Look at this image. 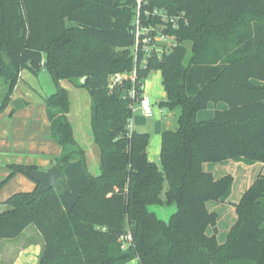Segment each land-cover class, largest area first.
<instances>
[{
	"label": "trees",
	"instance_id": "1",
	"mask_svg": "<svg viewBox=\"0 0 264 264\" xmlns=\"http://www.w3.org/2000/svg\"><path fill=\"white\" fill-rule=\"evenodd\" d=\"M154 10L181 16L177 29L163 30L174 44L135 57L136 0H0V78L7 88L0 111L21 70L37 76L44 68L55 87L44 103L50 139L62 151L54 163L61 189L36 200L37 188L13 194L0 213V240L30 225L42 235L38 264H264V173L234 205L236 221L220 244L217 213L206 203L220 201L233 178L215 179L203 169L234 158L264 165V0H147L139 9L143 26L162 25L150 16ZM157 70L165 91L158 106L178 115L176 127L161 135L158 164L147 159L150 135L128 130L131 92ZM119 73L127 77L114 83ZM60 81L90 97L97 176L74 139ZM219 103L226 109L197 119ZM8 167L0 188L16 173L38 170ZM153 205L176 212L165 222L149 211ZM128 233L131 243L123 241Z\"/></svg>",
	"mask_w": 264,
	"mask_h": 264
},
{
	"label": "crops",
	"instance_id": "2",
	"mask_svg": "<svg viewBox=\"0 0 264 264\" xmlns=\"http://www.w3.org/2000/svg\"><path fill=\"white\" fill-rule=\"evenodd\" d=\"M59 84L68 93L70 107L66 118L71 123L74 139L85 152L89 173L97 176L99 174V150L93 143L90 97L86 90L76 88L70 82L60 81ZM143 84V93L154 102V114L152 118L147 119L141 115L136 105L131 116L132 130L146 132L150 135L147 159L158 164L161 135L163 131L170 129L172 112L161 110L158 106V103L165 98L160 71L153 72ZM47 96L36 76L30 71L21 70L9 97L8 105L0 113V183L10 174L8 167L10 164L34 166L38 168V171H45L54 166L55 160L60 157L61 148L50 139L49 135L50 124L44 103V98ZM17 100L23 104L19 110H16L13 104ZM215 109L225 110L226 105L219 103L211 106L209 104L205 111L198 112L197 119L212 118ZM22 112H24L23 116L16 117ZM200 113L204 115L200 116ZM203 169L215 179L226 175L233 178L232 185L220 201L206 203V209L217 213L218 216L216 241L224 244L237 218L234 205L240 201L256 176L264 173V165L246 161L243 158H234L215 164L205 163ZM12 177L16 181L13 187L7 186L1 189L3 196L0 198V213L6 210L4 203L8 197L16 193L33 192L37 188V183L27 175L16 173ZM148 209L155 211L157 217L165 222L176 212L173 205L168 207L153 205ZM206 234L212 235L213 229L208 227ZM42 245L43 238L39 231L32 229L31 225L27 226L18 237L0 240V264H38ZM127 264H138V261L133 260Z\"/></svg>",
	"mask_w": 264,
	"mask_h": 264
},
{
	"label": "built area",
	"instance_id": "3",
	"mask_svg": "<svg viewBox=\"0 0 264 264\" xmlns=\"http://www.w3.org/2000/svg\"><path fill=\"white\" fill-rule=\"evenodd\" d=\"M146 2L147 0H136L138 11L134 19L135 22H134V30H133V35L135 37L133 52L135 53V57L137 56L139 51L142 52L143 55L148 56L150 53H152V51H155V52L159 51L158 45H163V46L173 45L174 38L164 34L163 30L167 25H170L171 28L173 29H177L179 26V20H180L179 18L181 17V16L169 17L166 15L165 12L154 10L150 16L158 17L161 20L162 25L157 26L156 28L152 26H147V27L143 26L142 21L140 20L139 9L142 5H145ZM147 16L148 14L146 15V17ZM183 22L186 24L185 19H183ZM134 76H135V73H133L130 76V79H133ZM125 77L127 76L119 73L115 75L112 78V80L114 83H117ZM131 97L134 98V101H135L134 106L132 108V112L134 111V108L137 105L142 116H144L147 119H150L151 117H153L154 102L150 99V97H148L147 95L143 93V85H141L139 93H136L135 90L133 89V91L131 92ZM128 130L129 131L132 130L131 120L128 125ZM131 240L132 238H131L130 233H128L123 238V241H125L126 243H131Z\"/></svg>",
	"mask_w": 264,
	"mask_h": 264
},
{
	"label": "water",
	"instance_id": "4",
	"mask_svg": "<svg viewBox=\"0 0 264 264\" xmlns=\"http://www.w3.org/2000/svg\"><path fill=\"white\" fill-rule=\"evenodd\" d=\"M13 104L16 110H19L20 106L22 107L23 105L22 102L19 100L15 101ZM26 175L30 179H32L34 182L39 184L32 198L34 200L38 199L41 193H44L48 190H51V189L60 190L61 189L59 183H57V180L63 178V173L56 166H51V168L45 171L27 170Z\"/></svg>",
	"mask_w": 264,
	"mask_h": 264
},
{
	"label": "rangeland",
	"instance_id": "5",
	"mask_svg": "<svg viewBox=\"0 0 264 264\" xmlns=\"http://www.w3.org/2000/svg\"><path fill=\"white\" fill-rule=\"evenodd\" d=\"M186 46L188 47V44H186ZM152 75V74H151ZM36 78H37V80L40 82V84H41V87H43V89L45 90V92L47 93V95L49 96V95H51L52 93H53V91L55 90V87H54V83H53V81H52V78H51V76H50V74L47 72V71H45V69L44 68H41L40 69V71L38 72V74H37V76H36ZM149 79V78H148ZM146 81V80H145ZM144 81V82H145ZM6 84H4V82H3V79H1L0 78V100L3 98V96H4V94H5V91H6ZM0 106H1V104H0ZM211 106H213V104H211ZM203 111H205V110H203ZM0 113H2V111H0ZM24 112H22V113H19L18 115H16V117L18 116V117H20V116H23L24 114H23ZM204 115V113H200V116H203ZM171 120H170V124H171V126L169 127L170 129H174L175 127H176V122H177V113L176 112H172V114H171ZM213 117V116H212ZM152 118V117H151ZM201 119V118H200ZM206 119H210V118H202L201 120H206ZM22 175H26L25 173H22ZM16 181H15V179H14V177H10L9 179H8V181L0 188V198L3 196V195H1V189H3L4 187H7V186H9V187H11L14 183H15ZM8 187V188H9ZM13 187V186H12ZM11 187V188H12ZM166 189V185H165V188H164V190ZM161 196L163 197V193H161ZM163 207H166V206H163ZM149 211H151V209L149 210ZM152 212V211H151ZM155 212V211H154ZM155 214L157 215V213L155 212ZM158 216V215H157ZM32 229H34L35 230V228L32 226Z\"/></svg>",
	"mask_w": 264,
	"mask_h": 264
}]
</instances>
